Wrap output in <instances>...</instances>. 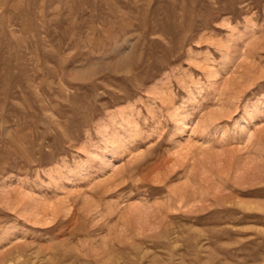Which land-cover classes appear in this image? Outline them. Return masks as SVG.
I'll return each instance as SVG.
<instances>
[{
	"label": "rangeland",
	"instance_id": "1",
	"mask_svg": "<svg viewBox=\"0 0 264 264\" xmlns=\"http://www.w3.org/2000/svg\"><path fill=\"white\" fill-rule=\"evenodd\" d=\"M0 264H264V0H0Z\"/></svg>",
	"mask_w": 264,
	"mask_h": 264
}]
</instances>
